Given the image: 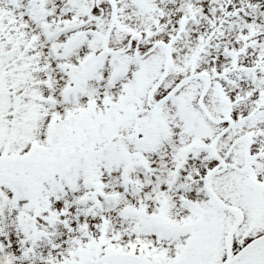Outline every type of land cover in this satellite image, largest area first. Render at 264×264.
Wrapping results in <instances>:
<instances>
[{
    "label": "snow or ice",
    "instance_id": "obj_1",
    "mask_svg": "<svg viewBox=\"0 0 264 264\" xmlns=\"http://www.w3.org/2000/svg\"><path fill=\"white\" fill-rule=\"evenodd\" d=\"M0 264H264V0H0Z\"/></svg>",
    "mask_w": 264,
    "mask_h": 264
}]
</instances>
